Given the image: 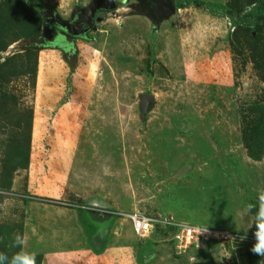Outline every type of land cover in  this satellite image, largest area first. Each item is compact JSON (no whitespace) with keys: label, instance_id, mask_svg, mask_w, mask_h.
Wrapping results in <instances>:
<instances>
[{"label":"rangeland","instance_id":"rangeland-1","mask_svg":"<svg viewBox=\"0 0 264 264\" xmlns=\"http://www.w3.org/2000/svg\"><path fill=\"white\" fill-rule=\"evenodd\" d=\"M34 1L68 17L93 0ZM24 2L0 0V264H264V133L255 159L241 131L264 106V34L235 42L227 12L201 4L177 11L153 53L141 21L117 18L68 64L31 46L43 20ZM23 135L25 166L9 174L5 144ZM132 214L176 226L140 238ZM178 226L242 239L178 245L166 232Z\"/></svg>","mask_w":264,"mask_h":264},{"label":"trees","instance_id":"trees-1","mask_svg":"<svg viewBox=\"0 0 264 264\" xmlns=\"http://www.w3.org/2000/svg\"><path fill=\"white\" fill-rule=\"evenodd\" d=\"M201 4H204L213 12H217L219 10H224L227 12L225 15L229 19L231 25L235 28V31L231 34L235 42H239V40H241L242 38L247 37V39H249L248 41L252 42V45H256L257 39L261 37V34H264V0H257L254 6L248 9L241 8L237 13H234L230 5L204 2L203 0H175V6L177 10ZM24 8L31 10L35 14L36 10L29 6L27 3H25ZM40 20L41 19H39V21ZM253 32H256V35H258L257 38L253 37V35L251 34ZM250 111V116L245 117L241 121V123H243L241 131L246 142L248 154L257 159L260 154L256 149L259 146V143L256 145V142L259 138V129L264 133V106L259 108L252 106L250 108ZM26 127H28V124ZM9 140L10 141L6 142L5 144L7 155L4 158V162L6 163L5 168L9 169L10 172L8 173L11 174L13 169L25 166L26 155L24 150L26 149V145H28V140L27 143H25V135H23L21 138L19 137L17 139L13 138ZM254 146L256 147L254 148ZM3 188L6 189L8 187L5 185ZM260 212V210L259 212L251 211V214L257 216L260 214ZM166 232H170L169 234H167L168 236L171 235V237L175 234L174 229L171 228H167ZM260 246L261 245L257 247ZM30 261L32 264H37L32 258L30 259Z\"/></svg>","mask_w":264,"mask_h":264},{"label":"flooded vegetation","instance_id":"flooded-vegetation-1","mask_svg":"<svg viewBox=\"0 0 264 264\" xmlns=\"http://www.w3.org/2000/svg\"><path fill=\"white\" fill-rule=\"evenodd\" d=\"M29 6L34 8L42 18V32L40 35H37L39 39H45L43 43H40L39 46L32 44L31 46L39 48H47L51 50H58L62 53L63 59L68 62V64L75 60L77 54V44L78 42H88L90 39V34L100 33L102 31L101 27L105 24L101 22L106 19L105 14L111 13L114 10H106L102 7L111 6V2H105V0L98 1L95 14L90 20L89 14L84 13L85 9L88 7L89 3H85L81 6H75L68 14V17H65L64 12L55 8L45 7L42 3L24 0ZM116 1V0H115ZM120 2V1H119ZM46 13L44 12L45 10ZM120 9L124 10L121 3L116 5L115 10ZM46 15V16H45ZM46 19V20H45ZM98 20V22H96ZM134 19H129L127 21H132ZM125 22L122 26L124 29ZM66 56V57H65Z\"/></svg>","mask_w":264,"mask_h":264},{"label":"water","instance_id":"water-1","mask_svg":"<svg viewBox=\"0 0 264 264\" xmlns=\"http://www.w3.org/2000/svg\"><path fill=\"white\" fill-rule=\"evenodd\" d=\"M98 1L102 0H93L84 11L86 15L89 14L90 20H92L95 14L94 11L100 9V7H96ZM105 2H111L112 5L102 8H105L108 11H114L106 13L109 17L104 19L101 23L104 24L109 21L113 22L112 19L117 18L119 25H121V23L123 25L124 22L129 19H137L141 21L146 27L147 37L151 40V53L155 50L158 35L171 24H174L176 20L177 10L174 0H105ZM115 2L117 8L121 3L124 10H115ZM96 22H98V20ZM30 42L38 45V43H43L44 41L43 38L39 39V37H35L32 41L30 40ZM218 46L219 48L223 47V44L218 42ZM139 99L140 118L143 119L147 114L148 106L154 103V99L152 95H143Z\"/></svg>","mask_w":264,"mask_h":264},{"label":"built area","instance_id":"built-area-1","mask_svg":"<svg viewBox=\"0 0 264 264\" xmlns=\"http://www.w3.org/2000/svg\"><path fill=\"white\" fill-rule=\"evenodd\" d=\"M128 220L131 223L132 229L140 238H143L145 235H147L148 232H150L153 222L159 223L161 225H171V227H175L176 224H170L168 220L165 221H154L149 218H145L144 216H139L138 214H132L127 216ZM201 236L206 235L207 237H211L213 239H223V240H230L233 238H239L242 239L241 235L238 236L234 233L224 232L221 230H208L204 227H181L178 226L177 230L175 231V234L173 235L174 241L178 243V245H182L183 243H189L195 238H198ZM206 237V238H207ZM182 247V246H181Z\"/></svg>","mask_w":264,"mask_h":264},{"label":"crops","instance_id":"crops-1","mask_svg":"<svg viewBox=\"0 0 264 264\" xmlns=\"http://www.w3.org/2000/svg\"><path fill=\"white\" fill-rule=\"evenodd\" d=\"M129 221V220H128ZM129 224H130V228H131V231L134 233V231H133V229H132V226H131V223H130V221H129ZM130 231V232H131ZM105 233H106V235H105ZM104 234H102V235H100V241H99V245H100V247H103V245H104V243H103V239L104 238H106L107 239V232H105ZM135 234V233H134ZM135 236H137V235H135ZM89 240H90V242L92 243V239H91V237L89 238ZM64 246V245H63ZM67 247H69V248H71L72 247V245H68ZM67 247H65V251H63V253H70V250L67 248ZM100 247H98V249L100 248ZM72 248H76V247H72ZM68 249V250H67ZM124 248H118V250L115 252V253H120V251L121 250H123ZM129 249V248H128ZM73 253H75V252H73ZM81 253H83V252H81ZM114 253V254H115ZM121 253H122V251H121Z\"/></svg>","mask_w":264,"mask_h":264},{"label":"clouds","instance_id":"clouds-1","mask_svg":"<svg viewBox=\"0 0 264 264\" xmlns=\"http://www.w3.org/2000/svg\"><path fill=\"white\" fill-rule=\"evenodd\" d=\"M177 10V9H176ZM178 11V10H177ZM253 251L258 254V255H264V249H260V248H253Z\"/></svg>","mask_w":264,"mask_h":264}]
</instances>
